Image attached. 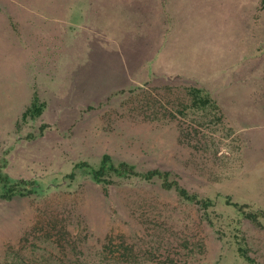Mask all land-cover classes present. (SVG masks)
<instances>
[{"label":"rangeland","instance_id":"374dc122","mask_svg":"<svg viewBox=\"0 0 264 264\" xmlns=\"http://www.w3.org/2000/svg\"><path fill=\"white\" fill-rule=\"evenodd\" d=\"M154 1L0 0V162L41 192L0 199V264L32 229L80 264L102 243L133 264H246L215 233L233 216L220 198L209 226L156 183L82 176L107 154L264 210V0H160L149 27ZM30 103L40 113L21 118ZM241 228L264 264V231Z\"/></svg>","mask_w":264,"mask_h":264},{"label":"trees","instance_id":"16d2710c","mask_svg":"<svg viewBox=\"0 0 264 264\" xmlns=\"http://www.w3.org/2000/svg\"><path fill=\"white\" fill-rule=\"evenodd\" d=\"M190 95L196 100L194 104L199 108H203L207 105L213 107L215 111H220L216 103L211 100L207 95V91L200 87H192L188 90ZM214 102V103H213ZM39 104V103H38ZM42 104V103H40ZM40 106V105H38ZM30 103L26 109L22 112L21 118L26 116L38 115L41 111V107ZM210 109V108H208ZM42 127L45 125L41 124ZM41 127V128H42ZM39 128V132L34 136L27 134V138L38 137L43 134V130ZM5 166L4 162H0V199L10 200L13 197H29L32 195H40L37 183L35 179H11L3 171ZM88 178L91 182L100 184L102 187L110 184H120L126 180L135 179L142 183H156L157 186L163 190L171 192L177 198L179 203L194 206L199 217L200 222H204L209 226H213V220L220 217V212L215 209V202L217 198H220V202L226 208L230 209L233 216L227 215L222 217V221L225 222L223 226L218 227L215 233L218 236H223L225 230L228 231V242L232 245L234 255L237 259L246 264H260L247 254L249 245L243 234L241 228L242 220L247 221L253 227L264 231V210L259 209L250 203L235 201L228 195L216 194L215 197L202 196L195 192H190L182 185L179 184L176 176L169 170L159 168L137 169L134 164L124 160H113L107 154H101L96 164H90L82 162V176ZM42 191V190H41ZM213 215H215L213 217ZM49 237V233H44ZM43 236L36 233V231H26L20 238L18 245L15 248H9L12 254L9 262L6 264H80L77 257L73 258L62 251V247L57 242L58 239H54L57 244V249L51 241L43 242ZM42 239V240H41ZM37 242V243H36ZM120 248H125L121 243L118 244ZM40 248V253H36L35 249ZM92 255L87 251L82 252V264H133L137 261L132 257V252H125L122 257H108L105 252V245H95ZM82 251H84L82 249ZM126 257V258H125ZM143 262H150L149 259L143 260Z\"/></svg>","mask_w":264,"mask_h":264},{"label":"crops","instance_id":"0c3cea01","mask_svg":"<svg viewBox=\"0 0 264 264\" xmlns=\"http://www.w3.org/2000/svg\"><path fill=\"white\" fill-rule=\"evenodd\" d=\"M160 4H161L160 0H155L154 3L152 4L151 10H150V18H151L152 22H150L149 27H151V25L154 24V21L159 20V13H160L159 8L161 6ZM155 10L157 12H155ZM148 32L149 33L146 34V39H150V38L155 37L156 39H158L157 42H160L161 41L160 37L162 34L165 37L164 33L166 32V30L164 29V31L160 32L159 34H153L151 29H148Z\"/></svg>","mask_w":264,"mask_h":264}]
</instances>
